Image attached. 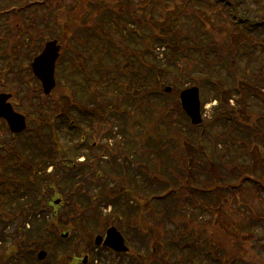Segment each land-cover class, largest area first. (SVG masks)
Instances as JSON below:
<instances>
[{
    "label": "trees",
    "instance_id": "obj_1",
    "mask_svg": "<svg viewBox=\"0 0 264 264\" xmlns=\"http://www.w3.org/2000/svg\"><path fill=\"white\" fill-rule=\"evenodd\" d=\"M114 1L118 5L106 4L102 0H80L77 9L71 8L67 10L59 0H4L3 2L0 0V13L6 16L12 14L20 15V17L16 16L12 20H17V24L21 25V28H28L25 20H27V17H31L33 23V29L29 32L31 39H33L34 31L38 32L39 39H43L44 33L48 32V28L51 30L49 23L55 24L54 32L56 33L52 35V38H58L62 43V48L71 45L76 47L80 45L85 48L86 45H91L93 50L100 48L102 52L104 50L105 54L103 53V55H110L113 64L109 71L113 75H118V78L115 79L119 85L123 82L119 78L122 76H125L128 80H136L134 93L138 95L139 99L140 96L146 97L145 93L148 90V86H151L153 97H160L162 101L153 103L151 130L150 132L137 135L136 143H140L143 146L148 142L146 147L149 148L152 145L148 141L149 138L154 143L158 141L160 138L156 135V128L164 125L168 130L167 138L165 137L168 143L174 140L176 143H180L181 148L183 147L188 153L187 158L181 154L177 162L175 161L181 172L177 173L173 169V173L169 177H167L169 174L167 176H162L161 174L162 170L160 168L162 167L163 169L164 165L160 157H149L148 159L142 157L140 159L136 158V160L133 159L135 154L131 156L132 158L126 154L124 160L120 163V167L109 169L113 173L109 174V172L108 175L117 174L116 179L112 178L116 180L112 188H106L105 184H102V191L99 193V197L89 187L87 189L83 188V191L79 192L76 209L65 212L63 216L68 221L56 227L60 231L58 240L61 233L69 231L68 229L79 235L78 239L82 238L80 235H87L92 239L94 238V233H103L106 228L115 225L117 220L116 223L118 225L115 227L120 232H125L123 236L126 239L136 243L135 251H131L133 254L127 264H133L132 261L134 264H165L161 261L162 259L166 260L167 264H207L208 261L209 264H257L250 254H256L260 259H264L262 256V253H264V234L260 236L257 234L253 235V238L259 237L256 244L252 238L250 241L244 240L242 246L232 249L228 241L217 229L215 220L210 219V216H212L211 218H216V214H220L218 202L222 192L231 191L234 193L240 190L247 182L259 190L261 188V184L249 176L258 177L253 175L254 173L257 174V169L252 164H255L256 159L259 158L262 161L260 163L264 165V157L263 159L260 158L263 154L258 155L257 152H253L249 147L259 146L261 150L264 149V145H262L264 144V112L252 114L243 103L245 104L249 97H255L264 107V70L261 68V66H264V60L260 68L255 71L251 69L254 67L251 66L253 65L251 53L246 50L248 59L244 55L240 57L239 53L244 43H246V48L249 46V48L254 49V47H257V43L261 41V47L264 51V18L254 20L239 16L236 2L229 0L228 5L224 4L227 15L230 18L232 12L234 15L235 13L237 14L239 22L236 23L235 29L240 30L241 34L234 37L226 34L222 36L218 34L219 32L216 29H208L207 25L204 26L205 24L199 27L193 19L192 22L188 19L191 24L188 21L185 22L190 25L189 30L193 29L188 34V30L183 29V15L187 13L191 15L193 13L195 2H206L208 0H183L185 3L180 8L181 17L170 19L165 27H158L153 19L155 17L153 10L156 7L154 4L156 2H153V0H140L139 3H136L135 0ZM165 1L159 0L157 3ZM138 9L148 11L146 13L151 12V16L150 13L145 14V16L140 15L141 13L137 11ZM40 11L45 12L42 14ZM178 21L179 23L175 25L174 23ZM232 23L235 25L234 22ZM0 25L2 26L0 31L3 30L0 32V48L4 47V43L6 45L10 42L11 44L14 43L17 37L20 39L18 35L20 34L21 37V33L13 26H5L2 19H0ZM111 30H117L122 39H124L123 35L132 45L141 46L140 49L128 47L125 44L123 46L121 41L118 42L115 39ZM197 30L205 32L206 35L200 36L196 32ZM247 34L251 35L249 37L252 39L250 43L247 40L245 42L244 35ZM189 40L190 43H188ZM14 47L12 48L13 50L10 48L9 56L6 53L9 60L13 57L14 51L23 49L19 44V40H17V44ZM161 47L174 50L176 54L179 52L184 53L186 56L193 51L206 56L204 58L211 59L212 57L213 62L227 70L230 75L228 77L233 81L232 87L226 89L220 79L215 81L210 79L211 90L213 89L215 94L214 99L218 101L211 118L205 119L200 126L192 125L187 118L190 122L187 126L192 131L199 130V137L203 143L208 140L213 148L209 152H202L206 159L200 158L203 164L198 171H193V166L191 165L192 159H197L198 153L200 154L199 149L196 150L194 146L196 139L183 131L171 119L170 104L164 101V97L167 99L170 95L162 92V86L159 83L160 72L164 71V69L160 68L161 66L156 63L158 60L156 49ZM244 59H247V61L245 60L246 63L243 65ZM130 63L133 64L132 67H129L128 64ZM250 72L253 73L249 74ZM254 73L255 75L253 76ZM188 76L191 79V86L197 85L201 91L207 89L206 86L208 85L205 84L204 79L202 81L197 79L189 71ZM177 89L179 91L181 88ZM176 99L175 105L184 113L179 97ZM232 99L236 100L237 105L231 104ZM204 102L206 100L203 101V106L205 105ZM143 104L146 105V102H143L142 99V105L138 107L144 106ZM137 108L134 110L136 111ZM146 108L148 107L144 106V109ZM82 116L84 122L90 120L88 113L84 112ZM144 123L146 124V122ZM215 124L226 126V130H233L234 134H238L240 137L234 141L240 151L235 153V156H230L229 162L226 161L228 134L220 131L216 132L217 134H211L210 127ZM145 127L147 130L150 129L148 125ZM28 141L31 140L27 138ZM242 142H247L250 146L246 148L241 145ZM22 143L27 144L24 141L20 144ZM221 143H224V147L227 150L226 148L219 149ZM243 154L253 156L255 161H252L254 163L250 165L243 164L240 161V157H243ZM32 156L33 161H39L40 158L35 154ZM165 158L171 159L169 156ZM156 159H160V161L155 166L153 160ZM89 165L87 164L85 169L84 165H82L78 171L72 172L73 178L76 177L75 179L72 177L68 178L70 175L67 179H71V182L75 180L74 184L85 182L83 179L88 172L85 171L84 173L83 171L89 169ZM47 166L48 163L45 164L44 168ZM5 167L0 162V193L3 195V192L6 193V191L11 189L8 193L10 203L15 201L20 205H24L25 210L23 211L34 213L33 220L29 221L32 228L28 232L30 235L39 236L42 230H46L48 226L45 216H43L42 220H39L37 215L42 212V206L47 202H51L56 193L52 191L49 196L40 197L39 195L43 194L44 190H47V187H50L54 181L47 177H40L30 181L26 175V178L11 181L4 179ZM59 168L61 166L58 167L56 185L61 187L62 181H67L68 172L64 168L62 170H59ZM201 174H205L207 178L202 180L200 178ZM241 174L242 179L240 178ZM59 175L63 178L62 181ZM245 175L248 177H244ZM77 176H81L83 179H77ZM232 176H237L235 179L238 180V185L231 186ZM156 179L160 183L156 184L159 187V191L161 190L160 192L156 191L152 186V182ZM190 181L196 184V188L182 185V182L189 183ZM120 182L123 185L122 187H119ZM169 183L173 184L172 188ZM26 193H28L27 196L29 197L23 203ZM133 195H136L138 200H133ZM195 199H198V206L203 208L207 227L204 225V228H202L201 224L194 223V219L199 220L198 215L196 213L191 215L186 209V202L190 200L194 203ZM101 205L105 207L112 205L113 210L109 214H103V210L99 208ZM86 210L93 212V214L96 213V215L90 216L85 220L83 216L80 217V213H85L84 211ZM93 217L95 224L97 223L96 230L91 225ZM124 219H126L125 222ZM254 219L255 222L262 223V229L264 230V215L254 216ZM167 222H170L174 229L167 230L165 227ZM244 232L246 234L250 233L249 227ZM71 237L70 235L69 240ZM168 238H170V241ZM73 239L76 240V237H73ZM203 241H207V246L203 245ZM148 243H151L152 255L150 258H148L147 254L143 255L141 251L148 246ZM258 245L260 248L256 249ZM234 250L236 251L233 252ZM159 252L163 254V257H158ZM182 255H185L183 261L180 260V257H183ZM204 258L206 262L203 261Z\"/></svg>",
    "mask_w": 264,
    "mask_h": 264
},
{
    "label": "rangeland",
    "instance_id": "obj_2",
    "mask_svg": "<svg viewBox=\"0 0 264 264\" xmlns=\"http://www.w3.org/2000/svg\"><path fill=\"white\" fill-rule=\"evenodd\" d=\"M3 1L4 0H2V2ZM59 1L64 4L65 9L67 10L71 8L77 9L80 2V0ZM139 1L140 0H135L136 3H139ZM157 1L159 0H153V2H156L154 3L156 7L153 10L155 12V17L153 19L158 27H165L170 19L181 17L182 14L180 12V8H182L185 3L183 2V0H166L165 2L161 3H157ZM232 1L236 2L238 6L237 11L239 16L244 18H251L254 20L264 18V0ZM102 2L106 4L118 5L114 0H102ZM195 3L196 4L193 7V13L191 15H189V13L184 14L182 17V21L184 22L183 29L188 30V34L193 30H189L190 25H187L185 23L186 21H188V19L191 20V22L193 19L199 27L205 24L204 26L207 25L208 29H216L219 32L218 34L222 36L226 34L234 37L241 34V31L235 29L232 23V19L235 21L234 17L232 16L231 19L228 17L229 15H227L228 13L226 12V7L222 4V1L217 3L216 0H208L206 2ZM137 11L140 12V15L142 16H145V14L149 13L151 16V12L146 13L148 11H142L141 9H138ZM40 12L44 14L45 11ZM6 19L8 20V26L14 25L15 29L21 33V37L20 34L18 35L20 38L18 40L19 44L24 50L25 55V63L22 69L20 70L18 64L17 72L16 70L13 72V75L16 76L12 81H10L11 85L16 88L17 98L20 106H22V109L27 114L28 112H35V114H39L37 116H41L42 119L46 121L53 120L57 121L56 123L59 122L62 126L59 127L58 137H60V140L64 142V146L55 147L54 150H57L60 155H64L69 159H75L78 156V162H83L85 164L84 169L86 163L90 165L88 166L89 169L83 171L84 173L85 171L88 172L84 179L83 177H81L82 175L77 176V179H83L85 182H78L74 184L73 182L75 180L73 181V179H75L76 177L73 178L72 172H74L75 170H70L68 168L66 179L70 175L68 178L72 177L73 182H71V179L62 181L63 178L59 176L60 180L62 181L61 187H58V185H52V187L56 188H47V193L45 194V196L51 195L52 191H54L58 195L54 196L52 200L58 201V199H60V201L58 204L52 203L53 206L50 207V212H43L42 214L37 215V218L39 220H42L43 216H45L47 220L46 224L48 226L46 230H42L39 236L30 235V233L28 232L32 228L31 222L29 226L25 225V227H23V224L20 225L21 220H23L24 223L32 221L34 218V213L24 211L20 214L14 215L13 212L18 210L17 207H19L20 204L16 203L15 201H13V204L10 203V199L4 194L5 192H3V195L2 193H0V196L2 197H0V216H2V218L5 220L4 223H7V226H5L4 229L0 224V237H3V241L0 243V264H65V261L68 264L69 260L71 259V261H74L76 264H82V260H84L86 256H88V259H86V264H127L133 253L118 257V255L111 254L104 249H97V246L95 245V237L98 235H103L105 234V232L94 233V238L92 239H90L87 235H80L82 238L78 239L79 235L74 233L73 230L68 229V236L62 239L60 237L58 240L60 231L56 227H58V225L65 224L68 221V219H66L63 214L67 211L70 212L71 210L74 211L76 209V204L78 201L77 196L79 195L80 191H83V188L87 189L89 187L90 190L99 197V193L102 191V184H105L106 188L113 187V184L115 183L114 181L116 180H113L111 176L108 175V173L110 172L109 169L112 167H120V163H122V161L124 160V158H122V154H124L125 152L128 155L135 154L133 156V159H140L142 157H145L147 159L149 157H160L164 165L163 169L162 167L160 168V170H162V176H167L169 174L167 176L169 177L173 173V169L176 170L177 173L181 172L175 161L177 162V159L181 154L182 156H185L187 158L188 153L184 150L183 147L181 148L180 143H176L174 140L168 143V140L166 139L168 130L166 127H164V125H160L156 128V135L158 138H160L158 141H155L156 144L149 138L148 141L152 144L149 148L146 147L148 142L142 146V149L139 148L134 143L135 141L133 140L132 136L128 134V123H130V131L134 130L136 135L142 134L145 131H149L145 130V126L148 124H145L144 122H147L152 118L151 112L153 103H155L156 101L161 102L162 98H146V105H143L148 108L144 109V106L138 107L139 103L131 101L132 99L130 97H125L122 94L121 89L118 88V85L111 81V79H108L110 75L107 70V66L113 64L110 55H105V59H103L102 61L99 60L102 57V49L99 48L93 50L91 48V45H86L85 48H82L80 45L78 47L71 45L69 47L63 48L60 57V64L58 65L57 71V88L54 90L55 92L53 91L52 95L46 96L43 92L42 87H39V85L36 84V80L32 77L33 75L32 70L30 69V62L37 54V52L42 50L46 41L49 40L54 33H56L54 32L56 27L55 24L49 23L51 30H49L48 28V32L44 33L43 39L34 38V41H32L28 31L30 28L31 30L33 29V23L30 16L27 17V20H25V23L28 24L27 29L21 28V25L19 24L17 25V20L15 19L14 21L12 20V18L10 19L6 17ZM153 19L151 18L152 21ZM191 22L189 23L191 24ZM178 23L179 21L175 22L174 24L177 25ZM30 24H32L31 27ZM0 28H2L1 25ZM2 31L3 30H1L0 32ZM111 31L115 39L118 42L121 41L123 46L125 44V46L140 49L141 46L132 45V43L123 35L122 37L124 39H122L119 36V33H117V30ZM196 32L200 34V36L206 35L205 32H201L200 30H197ZM250 36L251 35L248 34L244 35L245 42L246 40L248 43L251 42L252 39L249 38ZM188 43H190V40L188 41ZM226 43L228 44L227 40ZM245 44L246 43H244V45L240 48V57L244 55L245 58H247L246 50L251 53L250 56L252 58L253 64L251 66H254L251 69H254L256 71V69L260 68L261 63L264 60V51L261 47L262 41L257 43V47H254V49L249 48V46L248 48H246ZM32 45H34V47H30ZM4 47L7 48L6 43H4ZM37 48L38 50L36 52ZM26 51L28 52L25 54ZM156 54L158 55V60L156 63L161 66L160 68L164 69V71L160 72L159 83L162 87H164V89L166 87L171 88L169 93L170 96H168L169 98L166 99L164 97V101H167V103L170 104L171 119L176 124H178V127H180L186 133H189L196 139V143H194V146L196 150L199 149L200 154L198 153L197 159H192L191 157L190 158L192 159V170L198 171V169L201 168L203 164L202 159L200 158H205V156L202 155V152H209V150L211 151L213 148L208 140L204 142L206 144L203 143L202 139L199 137V130L192 131L187 126L190 124V122L187 120L185 114L182 113L181 110L175 105V101L177 100L176 98L179 97L181 91L187 89L188 87L191 88L194 86H191L190 84L191 79L188 78V71L192 73L193 76L197 79L201 81L204 79L205 84H207L208 86H206L207 89H203L202 91H200L202 102L201 112L204 120L209 119L213 114L214 108L218 104V102H216L214 99V91L213 89L211 90L212 86H210V79L212 81L220 79L221 83L226 89L232 87L233 81L230 77H228L229 73L224 67L212 61L211 55H209L211 59H208L204 58L206 56H203L201 53H196L193 51L186 56L181 52L176 54L174 50L166 49L165 51H163V49L158 48L156 49ZM247 59H244L243 65L246 63ZM128 65L129 67L133 66V64L131 63ZM261 68H263L264 70V66H261ZM9 70L10 64L8 61L0 62L1 81L6 82L5 79L10 78V75L8 74ZM251 73L253 72H250L249 74ZM254 75L255 73L253 74V76ZM119 78L120 80H123L125 82V85L131 90V92L135 91L137 83L136 80L131 79L130 81H128V79L124 78L123 76ZM75 86L78 89L77 92ZM177 88L181 89L178 91ZM3 90H5V87L0 83V91ZM34 97L35 99H38V102H36L35 106L30 100V98ZM67 98H71L72 100H81L82 102H87L88 105H90L89 103L91 100L93 103H95L94 107L98 109V118L90 117L89 121L86 120V122H84L82 120V117L76 116L72 107H68L69 104H67ZM204 100H206V102H204L205 105L203 106ZM231 104L237 105L236 100L232 99ZM243 105H245V107H247L252 114L264 112L263 105L255 97H249V100H247L245 104L243 103ZM135 108H137L136 111L134 110ZM55 109L59 111H56ZM65 109L69 110V115L72 114L74 116L75 120L79 123L82 130H79L77 132H75L74 130L71 131L67 128V124H65L66 122H64L62 118L58 119L55 117L57 116L58 112L64 111ZM28 119V124H35V122H33V117H30L29 115ZM59 123L57 125H59ZM0 125H2L0 126V143L3 144V141L6 138L5 134L7 133V130L5 128L3 129V123H1ZM226 129V126H223L222 124H215L210 127V132L213 135L217 134L216 132L218 131L227 132L229 141H227L226 143L228 147L226 161L229 162L230 156H235V153H238L240 151L238 150L236 144H234L236 143L234 142L235 139H238L240 137L238 134H234L233 130L229 131ZM51 135V130L48 129L46 135L38 137L35 143L25 142L27 144H21L23 153L30 160H33V154L40 158L39 160L42 159V161H39L38 165L36 166L34 164H31L34 168L36 167L38 173L43 166L41 164L42 162H52L56 164H58V162H61V158L57 155L51 156V158H49V155L46 154L50 149L46 142L51 138ZM81 135H84L83 139H80ZM76 137L78 138L75 142ZM84 139L87 140V143H94V145H96L95 149L91 151L88 146L81 147L83 148V150L79 152L78 146H80V142ZM241 145L246 148L250 146L247 142H242ZM221 148H226L224 147V143H221V145H219V149ZM249 148H251L253 152H257L258 155L263 154V156H259L263 159L264 149L261 150V147L259 146H251ZM1 153H3V151L0 150V155ZM166 156H169L171 159L168 160L167 158H165ZM160 159L153 160V164H155L156 166L159 163ZM252 160H254V157L248 156L246 154H243V157H240V161L245 165L254 163L255 160ZM255 162L256 163L252 165H255L257 174L254 173L253 175H257L260 178L254 176L249 177H252L253 179L264 185V165L261 164L262 161L259 158H257ZM157 168H159V166H157ZM49 172H51L50 168L47 173ZM111 173L113 172H110L109 174ZM237 173L239 174V172ZM246 173L250 174L249 172ZM115 175L117 177L116 173ZM241 177L242 174L240 175V178ZM244 177L248 176L245 175ZM200 178L203 180L206 179L207 176L205 174H201ZM235 178H237V176H232L231 182L233 185H238V180H236ZM54 182H57V176H55ZM152 184L151 185L153 186V188H155L156 191H161H159V187L156 185L160 184L157 179L154 180ZM162 184L164 183L162 182ZM169 185L171 188L173 187V184L169 183ZM182 185L196 188V184L193 183V181H190L189 183L182 182ZM122 186L123 185L120 182L119 187ZM74 187H76L75 190H73ZM26 198L27 197L24 198L25 200L23 203H25ZM132 199L138 200L136 195H133ZM197 200L198 199H195L194 203L188 200L186 202V209L191 215L192 213H196L198 215L199 220H195L193 218V222L201 224L202 228H204V225L205 227H207V225L205 224L206 220H204V211L202 207L198 206ZM10 205L11 210L9 209ZM13 206H16V208H13ZM218 206V208L220 209V214H216V218H211L212 216H210V219L215 220L217 229L222 233L232 249L242 246V242L244 240H252L254 234H257L258 236L264 234L262 223L255 222L254 219V216L264 215V192H261L256 187L251 186L249 182L245 183L240 190H237L234 193H232L231 191L222 192L219 198ZM99 208L103 210V214H109L113 210L112 205L111 207H105L101 205V207ZM54 212L55 217L57 218L54 217L52 219V222H49L48 218L54 215ZM84 212L85 213H80V217L83 216L85 220H87L90 216L96 215V213L93 214V212L87 210ZM125 220L126 219H124V222ZM116 222L117 220L115 221V225H112L113 227L118 225V223ZM17 224L20 225V227H16ZM96 224L93 217L91 225L95 230L97 229ZM165 227L167 230L174 229L170 222H167ZM248 227L250 233L246 234L244 230H247ZM121 233L125 234L124 231H121ZM11 234L17 235L16 240H14V238H11ZM70 235L72 237L69 240ZM247 236L248 238L246 239ZM73 237H76V240L73 239ZM168 240L170 241V238H168ZM253 240L256 244V241L259 240V237H255L253 238ZM125 242L131 251H135L136 243L134 241L126 239ZM206 243L207 241H203V245L207 246ZM150 248L151 243H148V246L144 247L141 250L143 255H148V258H150V256L152 255ZM259 248L260 247L258 245L256 249ZM43 251L46 252V256L43 261H40L38 260L37 255L39 252ZM235 251L236 250H234L233 252ZM250 255L257 262V264H264V259H260L258 255ZM60 256H63L66 259L63 262L58 263L57 258L60 259ZM160 256L163 257V254L159 252L158 257L161 258ZM262 256L264 257V253H262ZM184 258L185 255L183 257H180V260L183 261ZM76 259L78 260L75 261ZM161 261L167 264L166 260L162 259ZM203 261L206 262L205 258ZM74 262L73 264H75ZM132 263L134 264L133 261ZM207 264H209V261L207 262Z\"/></svg>",
    "mask_w": 264,
    "mask_h": 264
},
{
    "label": "water",
    "instance_id": "obj_3",
    "mask_svg": "<svg viewBox=\"0 0 264 264\" xmlns=\"http://www.w3.org/2000/svg\"><path fill=\"white\" fill-rule=\"evenodd\" d=\"M60 46L57 40L46 43L42 53L37 56L32 64L36 76L41 80L44 91L49 94L55 87V68L56 61L59 57ZM171 88H168L170 91ZM5 95L0 96V117H5L10 121L13 131L19 132L25 128L24 117L15 113L11 106L5 103ZM180 99L183 109L190 116L193 124L202 122L200 90L198 87H191L180 93ZM97 245L112 247L116 251H127L125 240L122 234L115 228L108 229L104 241L103 236H97L95 239ZM46 252H40L39 258L44 259ZM87 259V258H86ZM85 259V260H86Z\"/></svg>",
    "mask_w": 264,
    "mask_h": 264
},
{
    "label": "flooded vegetation",
    "instance_id": "obj_4",
    "mask_svg": "<svg viewBox=\"0 0 264 264\" xmlns=\"http://www.w3.org/2000/svg\"><path fill=\"white\" fill-rule=\"evenodd\" d=\"M2 48H0V62H2V61H8L9 62V64H10V70L8 71V74L10 75V78L9 79H5L6 82H3V81L0 80V83L5 87V90L0 91V93H7V94L11 93L12 95H11V98L9 99V102L13 105L14 109L17 112H23V111H21V110H23L22 109V106H20V104L15 101V99L17 97L16 88L15 89L10 88V87H13L11 85L10 81H12L13 78H15V76H16V75H13V72L15 70L17 72L18 59L16 58V59L9 60L8 59V56L3 52V49ZM19 65H21V64H19ZM21 69H22V67L20 68V70ZM11 89H12V91H11ZM32 102H33L32 104L35 106L36 105V102H38V99H35V97H34L33 100H32ZM19 106H20L21 110H20ZM28 115L34 117L33 112L32 113L28 112ZM1 123H3V129L4 128L7 129V133L5 134L6 135V138L3 141L4 143H3L2 147H7V145H9V144H11V145L14 144L13 145V148L14 149H18L19 147H21L20 143L24 141V140L21 139V138H23L22 137L23 134H13V133H11L10 132V129H9V126H8V123H7V120L4 119V118H0V124ZM5 124H6V126H5ZM18 142H20V143H18ZM21 161L23 163L24 162L33 163V161L30 160L26 156L25 157L24 156H8V157H5L3 159V162H5V164H6V167H5L6 168L5 169L6 172L9 175L13 174L14 172L12 171L13 170V167L12 166L21 163ZM15 174H17V173H15ZM17 175L19 176L20 174H17ZM5 206H7V205H5ZM10 207L11 206H9V208ZM13 208H16V206H13ZM17 209L20 210L21 209V206L17 207ZM77 260L78 259H76L75 261H77ZM82 264H84V263L82 262Z\"/></svg>",
    "mask_w": 264,
    "mask_h": 264
}]
</instances>
